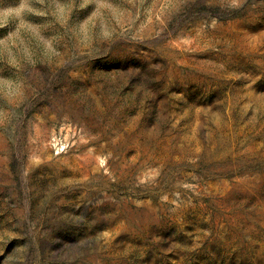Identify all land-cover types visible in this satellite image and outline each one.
Listing matches in <instances>:
<instances>
[{"label":"rangeland","instance_id":"obj_1","mask_svg":"<svg viewBox=\"0 0 264 264\" xmlns=\"http://www.w3.org/2000/svg\"><path fill=\"white\" fill-rule=\"evenodd\" d=\"M0 264H264V0H0Z\"/></svg>","mask_w":264,"mask_h":264}]
</instances>
